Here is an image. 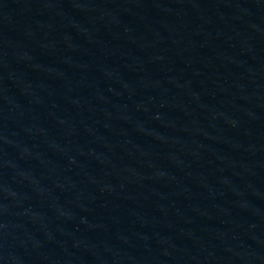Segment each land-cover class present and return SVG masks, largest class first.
<instances>
[{
	"label": "water",
	"instance_id": "obj_1",
	"mask_svg": "<svg viewBox=\"0 0 264 264\" xmlns=\"http://www.w3.org/2000/svg\"><path fill=\"white\" fill-rule=\"evenodd\" d=\"M0 254L264 264V0H0Z\"/></svg>",
	"mask_w": 264,
	"mask_h": 264
}]
</instances>
